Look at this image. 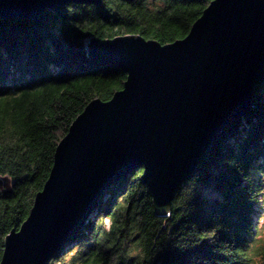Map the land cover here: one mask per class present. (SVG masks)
<instances>
[{
	"label": "trees",
	"instance_id": "16d2710c",
	"mask_svg": "<svg viewBox=\"0 0 264 264\" xmlns=\"http://www.w3.org/2000/svg\"><path fill=\"white\" fill-rule=\"evenodd\" d=\"M103 1L68 3L38 20L0 18V177L11 178L0 187V261L72 122L127 78L89 57L86 41L139 34L171 43L212 0ZM141 173L112 185L48 264H264V245L254 247L264 203V81L251 109L223 128L176 192L169 217L155 215Z\"/></svg>",
	"mask_w": 264,
	"mask_h": 264
},
{
	"label": "water",
	"instance_id": "95a60500",
	"mask_svg": "<svg viewBox=\"0 0 264 264\" xmlns=\"http://www.w3.org/2000/svg\"><path fill=\"white\" fill-rule=\"evenodd\" d=\"M0 0V18L38 20L68 3ZM88 56L127 75L112 98L91 100L58 143L49 177L19 229L4 239L0 264H48L88 221L103 194L133 171L157 217L223 128L252 107L264 81V0H212L182 39L139 34L96 37ZM11 178L0 177L9 188Z\"/></svg>",
	"mask_w": 264,
	"mask_h": 264
},
{
	"label": "rangeland",
	"instance_id": "374dc122",
	"mask_svg": "<svg viewBox=\"0 0 264 264\" xmlns=\"http://www.w3.org/2000/svg\"><path fill=\"white\" fill-rule=\"evenodd\" d=\"M87 41H86V43H87ZM258 221H259L258 222V236H257V239L254 243V247H256V248L264 245V203H263V207H262V213H261ZM256 248H253V253L256 251Z\"/></svg>",
	"mask_w": 264,
	"mask_h": 264
}]
</instances>
